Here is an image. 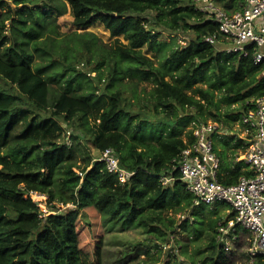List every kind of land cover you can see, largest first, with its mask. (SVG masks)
<instances>
[{"label": "trees", "instance_id": "trees-1", "mask_svg": "<svg viewBox=\"0 0 264 264\" xmlns=\"http://www.w3.org/2000/svg\"><path fill=\"white\" fill-rule=\"evenodd\" d=\"M39 1L14 0L21 6L13 8L0 0V78L5 81L0 86V264H103L108 223L140 225L157 247L170 244L167 258L160 261L158 255L154 264H226L229 251L219 227L235 214L225 201L214 203L205 214L206 203H194L180 169L174 167L179 153L194 140L192 130L187 139L177 126L148 138L145 121L165 122L149 119L136 108V83L153 81L156 114L172 115L177 124L213 120L225 129L242 121L253 99L264 95V62L254 60L252 46L248 53L229 52L218 23L197 8L196 0H42L38 6ZM215 1L233 11L245 0ZM66 3L76 25L100 21L127 42L117 37L107 44L91 31L62 38L49 34L58 33L56 15L66 11ZM148 10L155 19L151 27L148 17L136 15ZM189 31L193 36L183 43L173 36ZM164 32L170 39L161 38ZM214 34L216 43L206 40ZM145 45L157 54H146ZM34 52L45 61L36 62ZM80 62L97 71L96 79L79 68ZM222 104L229 108L223 111ZM58 117L80 128L83 137H92L100 151L112 147L121 166L134 174L121 180L104 161L94 160L90 150L83 152L77 134L68 144ZM36 127L55 140L40 141ZM249 144L242 139L235 146ZM224 145L218 151L219 181L233 184L243 175L252 176L246 159L223 155ZM163 174L173 175L174 181L164 183ZM42 202L48 214L40 208ZM220 207L230 212L223 216ZM170 208L180 219H165ZM206 227L215 232L210 242L190 253L187 240L200 239ZM176 229L185 233L183 238L175 237ZM246 260L250 262V254ZM254 264H264V256L258 255Z\"/></svg>", "mask_w": 264, "mask_h": 264}, {"label": "built area", "instance_id": "built-area-1", "mask_svg": "<svg viewBox=\"0 0 264 264\" xmlns=\"http://www.w3.org/2000/svg\"><path fill=\"white\" fill-rule=\"evenodd\" d=\"M197 8L204 11L218 23L221 39L230 51L248 53L253 47V57L257 63L264 62V0H245L239 9L229 11L215 0H196ZM206 40L218 41L217 34L209 35ZM253 107L242 117V122L251 133L252 140L244 159L253 171L252 176L243 175L237 183L224 184L219 181L221 157L215 149V133L221 131L219 123L213 120H193L191 130L194 140L179 153L175 168L187 189L194 195V203L213 204L225 201L231 206L234 217L219 227V238L230 250L236 236L237 225L248 230L250 263L258 255L264 256V95L253 99ZM106 163L110 171L119 174L125 181L134 171H128L120 164L119 156L112 147L101 151L97 158ZM164 183L174 181V176L163 174Z\"/></svg>", "mask_w": 264, "mask_h": 264}, {"label": "rangeland", "instance_id": "rangeland-1", "mask_svg": "<svg viewBox=\"0 0 264 264\" xmlns=\"http://www.w3.org/2000/svg\"><path fill=\"white\" fill-rule=\"evenodd\" d=\"M13 8L20 7L18 6L14 0H6ZM43 1L38 2V6H43ZM6 8V7H5ZM66 11L62 14H57L55 22L57 23V31L58 33L55 34L54 32L49 33L52 35H57V37L62 38L66 34L72 33L74 31L78 32H83V31H91L95 33L96 35L99 36L100 40L104 43L111 44L114 43L116 38L118 37L121 41L127 42V40L124 38V35H119V36H114L110 33V30L100 21L94 22L90 24L87 27H80L76 25L73 20H74V15L72 13V10L70 8V4L66 3ZM43 10L45 9L44 7L42 8ZM138 16H144L148 17L150 19V22L148 24L149 27L152 25H155V19L153 17V13L151 11H146L144 13L136 14ZM47 21V20H46ZM50 21V19H49ZM29 22H31L29 20ZM8 24V33L11 35V30H10V24H11V19L7 21ZM60 33V35H59ZM48 35V32H45V38ZM173 36L177 39L179 43H183L185 40L190 39L193 36V33L191 31L189 32H179L173 34ZM41 38V39H43ZM162 39H170V34L168 32H164L161 36ZM230 46V45H225ZM217 47H221V43L217 44ZM33 50V49H32ZM143 51L148 54L149 56H155L157 54L156 51H151L149 50L148 46L145 45L143 46ZM35 53V61L36 62H44L45 60L43 57H40L37 52ZM80 64V65H79ZM79 68L83 69L89 76L93 77L96 79V72L90 70L91 68H88L86 64L83 62L78 63ZM168 79H171V76H167ZM131 79L126 78V81L129 82ZM96 81V80H95ZM199 84H203L205 87H207L206 83L200 82ZM5 85V81L0 78V86ZM57 85V84H53ZM153 81L151 79H147L141 82L136 83V90H137V95H138V101L139 105L136 106V108H139L143 115L148 116L149 119H152L156 121V119L162 120V122H165V124H159L157 122L151 123V121H145L144 125V134L148 137L151 138L153 135H158L160 133H167L170 132L173 127L177 126V129L180 130L181 135L187 139V133L191 129L192 122L190 121L187 123V120H182L180 123L177 124L174 116L172 115H167L166 113L164 114L163 112H160L156 114L152 110V88H153ZM100 88L102 89L104 87V84L99 85ZM8 87V86H7ZM85 88V87H84ZM81 89L78 90V92H83L86 89ZM101 93L103 90L100 91ZM220 91L217 90V97L220 96ZM126 95L130 98L131 95V90L126 92ZM240 103H236L235 106H238ZM222 110L226 111L229 107L226 105L222 104ZM233 108V106H232ZM190 113H192V110H189ZM58 122L64 127L63 132L67 133V136H63V139H66V142L68 144H71L72 140L71 137L73 135H78L81 137V143L83 145V152H86L90 150V152L95 156L94 160L96 158H99L101 156V151L98 149L96 146L94 140L92 137L89 135H86L83 137V133L81 132V129L73 126V123H71L68 119L64 117H58L57 118ZM36 136L39 138L40 141L47 142L50 140H55L53 137V134H51L49 131H45L41 127H36ZM64 133V134H65ZM251 133L247 130L246 125L243 124L242 121L236 120L233 122L232 126L230 128H225L221 129L220 132H216L214 137H215V145H216V151H222V149L225 148L224 143H226V150L223 151V155L229 156V159H232V156L235 154L237 155L236 160L244 159V156L248 150V146H240L236 147L235 143L239 142L240 140L243 139L245 142H251L252 137H249ZM152 139V138H151ZM74 140V139H73ZM221 157L222 155L219 154ZM222 159V157H221ZM35 195L37 197L45 196L41 193L36 192ZM205 210L204 214L208 211H210V207L214 206L213 204H205ZM69 206V205H67ZM40 208L42 209L43 213L48 214L49 209L47 205L42 202L40 203ZM221 209V210H220ZM232 211V210H231ZM219 212L221 215H226L230 212V209L227 207H220ZM214 217H216V213H212ZM165 219L168 220L169 216H174L177 217V219H180L179 216L180 214L175 211L173 208H170L164 212ZM181 217V216H180ZM194 217H197L195 215ZM208 218V217H205ZM107 241H106V246L104 250V261L103 264H154L155 259L160 257V261L162 259L167 258V250L170 247V244H159L160 246H156L153 240H151V237L145 232L142 226L140 225H134V224H129L122 226L120 223H108L107 224ZM204 233L202 234L200 239H197L195 242H191L190 240H187L188 242V250L190 253H194L196 246L201 245L202 247L207 246L208 243L210 242V238L212 235H214L212 228L209 230L207 227L204 228ZM244 231V232H242ZM237 234L235 236L234 232H230L232 240H234L235 244L232 245L231 250L227 253L226 256V264H251L249 261L246 260L249 252V241H248V230L239 227L238 230H236ZM175 237L183 238L185 233L181 231V229H176L175 232ZM224 245L225 242L223 241ZM132 244V245H131ZM160 247H163V249ZM247 254V255H246ZM195 258H199L198 255L194 256ZM159 263V262H157Z\"/></svg>", "mask_w": 264, "mask_h": 264}, {"label": "crops", "instance_id": "crops-1", "mask_svg": "<svg viewBox=\"0 0 264 264\" xmlns=\"http://www.w3.org/2000/svg\"><path fill=\"white\" fill-rule=\"evenodd\" d=\"M219 154V153H218ZM247 162V161H246ZM248 166H247V169H250V166H249V163L247 162ZM221 168V167H220ZM237 228V227H236ZM237 233V232H236Z\"/></svg>", "mask_w": 264, "mask_h": 264}]
</instances>
